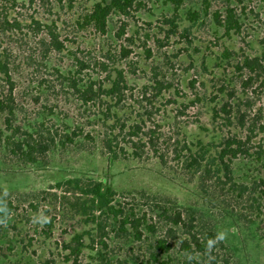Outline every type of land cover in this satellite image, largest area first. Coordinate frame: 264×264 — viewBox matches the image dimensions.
Masks as SVG:
<instances>
[{
  "label": "rangeland",
  "instance_id": "1",
  "mask_svg": "<svg viewBox=\"0 0 264 264\" xmlns=\"http://www.w3.org/2000/svg\"><path fill=\"white\" fill-rule=\"evenodd\" d=\"M97 1L0 0V54L14 82L16 123L34 126L51 107L53 115L44 114L49 125L61 131L64 124H79L96 143L90 150L56 147L34 164H24L0 145V191L16 207L6 226L0 225V264H148L153 240L162 232L151 236L142 227L139 241L116 232L91 196L66 182L78 179L105 181L116 192L114 201L135 202L139 211L147 206L138 191L193 206L225 233L232 264H264V215L249 225L209 211L196 181L187 182L180 171L162 167L153 157L109 161L97 137L105 129L98 117L106 105L82 106L60 84V75L103 81L122 71L129 88L117 115L132 123L147 108L164 132L185 134L194 143H219L229 133L244 138L249 127L251 156L234 160L233 174L239 183H259L264 180V72L254 75L239 66L245 57H258L264 65V0H136L126 14L113 10L108 15L103 34L86 20ZM228 9L236 21L232 29L217 22L227 18ZM49 32L63 44L62 51L48 44ZM155 79L163 84L157 97L151 88ZM5 91L0 82V92ZM223 105L232 112L227 126L212 117ZM241 115L244 129L238 124ZM41 215L49 222L34 223ZM100 221L108 233L106 249L97 242ZM82 231L89 232L82 252L64 250Z\"/></svg>",
  "mask_w": 264,
  "mask_h": 264
},
{
  "label": "trees",
  "instance_id": "2",
  "mask_svg": "<svg viewBox=\"0 0 264 264\" xmlns=\"http://www.w3.org/2000/svg\"><path fill=\"white\" fill-rule=\"evenodd\" d=\"M32 2V0H29ZM136 0H98L87 14V22L100 33H105L106 19L113 10L126 14ZM232 11L228 9V16L222 21H217L219 26L232 29L236 21H232ZM176 29V24L171 21ZM49 45L56 51L64 49L63 44L53 32H49ZM242 70L252 74L264 72L263 62L258 57H245L241 65ZM61 88L69 92L83 106L105 104L106 107L99 112L98 119L105 127L97 133L101 152L109 161H118L131 157L136 160L153 157L164 168L177 169L187 179V182L197 183L206 209L214 211L220 216L237 218L241 222L253 224L264 215V180L259 183H239L233 174V161L238 158L251 156V139L253 130L247 127L244 138L236 133L229 135L219 142L203 144L200 140L196 143L187 141L185 134L176 132L173 135L166 133L155 121L152 113L144 108L142 114L137 113V120L129 123L130 118H120L115 109L122 108L125 100V90L128 84L122 71H117L115 77L109 75L106 80H82L76 76H61ZM249 76L248 80H252ZM0 82L5 93L0 92V145L2 144L10 154L17 156L24 164H34L38 155L45 156L56 147L65 150L73 145L80 150H90L96 143L94 135L85 133L84 128L76 124L73 128L62 125L61 131L55 125H49L51 120H44V114L53 115V109L44 108L42 121L34 126L27 124L23 128L16 123L17 114L20 112L13 97V85L9 64L6 57L0 54ZM162 82L154 80L152 89L156 90L154 97L162 93ZM153 108L150 98H146ZM110 102V103H109ZM96 103V104H95ZM114 108V109H113ZM213 110V119L221 118L225 126L231 124L232 112L225 109ZM113 110V111H112ZM18 112V113H17ZM239 113V110H236ZM220 113L225 116L221 117ZM39 116H41L39 114ZM46 118V116H45ZM240 118V119H239ZM44 120V121H43ZM239 127L244 129V116L238 117ZM111 122L108 124L107 122ZM152 122L153 126L147 123ZM223 125V123H220ZM181 136V137H180ZM58 138V139H57ZM57 139V140H56ZM75 183L87 196H91L99 215L104 220L110 219V224L116 226V232L135 240H141L144 227L151 236L157 232L162 235L153 240L148 264H232L228 247L222 240H217L219 234L216 230L214 218L193 206H179L178 202L164 195L148 194L138 191V200L143 199L146 209L139 211L134 203L114 201L116 192L105 181L89 180L82 184L81 180L66 181ZM59 186V185H58ZM82 186V187H81ZM133 199H135L134 195ZM0 201L7 209L8 217L16 209L13 201L0 191ZM5 213L0 212V218ZM94 220V219H92ZM149 221V222H148ZM114 228L112 230H115ZM98 244L107 248L103 240L108 233L105 223H97ZM89 235L88 231L76 233L68 244L63 245L64 250L71 254L79 255L84 248L83 237ZM93 241V240H92ZM215 241V243H212ZM75 243V245H72ZM172 243L174 246H172ZM176 254L172 255V248ZM98 254L104 258L105 253ZM106 260V259H105Z\"/></svg>",
  "mask_w": 264,
  "mask_h": 264
},
{
  "label": "clouds",
  "instance_id": "3",
  "mask_svg": "<svg viewBox=\"0 0 264 264\" xmlns=\"http://www.w3.org/2000/svg\"><path fill=\"white\" fill-rule=\"evenodd\" d=\"M0 212L5 213V215L0 218V225H5L7 224V219H8V214H7V209L5 206H3V201H0ZM49 217L47 216H43L41 215L40 217L34 219V223L38 222L41 225L46 224L49 222ZM225 238V233L221 232L217 235V240H223ZM212 243H215V241H213Z\"/></svg>",
  "mask_w": 264,
  "mask_h": 264
}]
</instances>
